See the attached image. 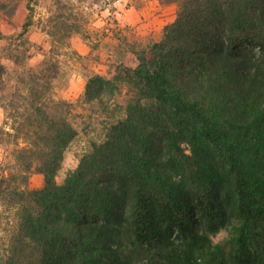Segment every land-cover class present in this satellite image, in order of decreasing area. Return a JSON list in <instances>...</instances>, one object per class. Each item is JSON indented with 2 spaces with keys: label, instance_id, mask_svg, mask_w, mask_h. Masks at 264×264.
Segmentation results:
<instances>
[{
  "label": "trees",
  "instance_id": "trees-1",
  "mask_svg": "<svg viewBox=\"0 0 264 264\" xmlns=\"http://www.w3.org/2000/svg\"><path fill=\"white\" fill-rule=\"evenodd\" d=\"M21 1L0 0V17ZM33 1L17 34L0 32L13 131L0 135L14 145L0 173V221L14 220L4 264H264V0H157L176 19L134 64L88 78L80 104L106 110L124 93V114L61 184L77 130L54 96L57 47L26 63Z\"/></svg>",
  "mask_w": 264,
  "mask_h": 264
},
{
  "label": "rangeland",
  "instance_id": "rangeland-1",
  "mask_svg": "<svg viewBox=\"0 0 264 264\" xmlns=\"http://www.w3.org/2000/svg\"><path fill=\"white\" fill-rule=\"evenodd\" d=\"M31 7L32 23L25 44L30 58L26 63L28 66L37 65L52 47H57L60 73L53 82L54 96L73 104L70 118L77 136L64 152L56 176V182L61 184L82 157L104 140L108 125L124 114L122 108L114 107L115 103L123 104L126 100L124 93L110 102L106 110L98 105L80 104L88 78L93 75L111 77L115 66L134 64L135 52L142 46L158 42L164 27L176 19L177 6H163L157 0H35ZM129 9L144 13L141 23L127 24L125 14ZM28 14L27 0H22L10 23L0 17V32L5 36L17 34ZM148 22L151 24L148 27L153 28L150 29L152 34L141 35V24ZM5 44L6 41H0V48ZM248 47L258 53L256 46ZM82 50H87L85 55L80 54ZM6 64L10 66L9 62ZM70 85L74 86L73 92L82 90L74 101L61 97ZM5 120L6 113L0 106V128L13 133L11 121L5 124ZM9 141L11 139L5 140L0 135V173L5 175L10 173L9 166L13 164L11 153L14 145ZM42 183L43 175L33 171L29 186L39 188ZM13 226V215L7 211L0 221V264L6 260ZM226 235L222 231L212 239L217 243Z\"/></svg>",
  "mask_w": 264,
  "mask_h": 264
},
{
  "label": "crops",
  "instance_id": "crops-1",
  "mask_svg": "<svg viewBox=\"0 0 264 264\" xmlns=\"http://www.w3.org/2000/svg\"><path fill=\"white\" fill-rule=\"evenodd\" d=\"M142 15H144L143 12H137L133 9H129L126 14H125V18L127 20V24L130 25H137L138 23H141L142 22ZM149 25V22L148 23H145V24H141V35H150L152 34L150 31V29H153V28H150L148 27ZM148 27V28H147ZM160 27H158L159 29ZM156 29V28H154ZM87 52V50H82V52H80L81 55H85ZM74 90V86L73 85H70L65 91L62 92V98L64 99H67V100H70V101H74L75 99H77L80 94L82 93V90H78V92H73Z\"/></svg>",
  "mask_w": 264,
  "mask_h": 264
}]
</instances>
